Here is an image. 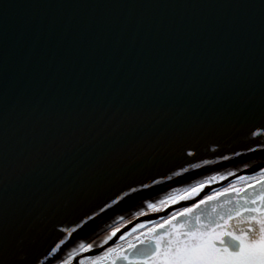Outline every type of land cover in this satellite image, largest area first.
<instances>
[{"label":"water","instance_id":"obj_1","mask_svg":"<svg viewBox=\"0 0 264 264\" xmlns=\"http://www.w3.org/2000/svg\"><path fill=\"white\" fill-rule=\"evenodd\" d=\"M261 5L0 0V230L9 246L39 239L44 222L62 216L41 241L43 248L64 240L52 263L235 158L242 167L157 215L260 171L263 151L247 147H264V136L252 137L244 117L264 89ZM182 136H198L195 157L170 145ZM83 212L78 226L72 221Z\"/></svg>","mask_w":264,"mask_h":264},{"label":"snow or ice","instance_id":"obj_2","mask_svg":"<svg viewBox=\"0 0 264 264\" xmlns=\"http://www.w3.org/2000/svg\"><path fill=\"white\" fill-rule=\"evenodd\" d=\"M260 7L264 12V5ZM3 26L6 25L0 23V27ZM244 122L248 123V132L252 137L264 136V89L260 92L258 102L247 106ZM197 137H177L170 145L177 146L184 156L195 157L199 150ZM247 151H264V147H247ZM0 162L6 168V161ZM204 187L203 184L193 187L187 194L172 198L171 202L176 204L188 200ZM230 193L234 194L231 199L213 204L207 213L201 210V205L219 201ZM125 195L128 193L125 192ZM96 207L104 211L101 204ZM149 207L153 212L160 211L155 205L150 204ZM226 207L227 211H224ZM87 215L88 212H83L72 222L79 226V222ZM61 217L54 215L46 220L39 229L40 238L32 237L27 245L26 237L21 236L15 246L10 247L6 229L0 230V264H51L64 240H60L59 244L53 241L43 248L41 241L49 227L52 232H56L57 225L65 223ZM147 223L151 226L141 231L135 242L128 243L126 252L119 247H109L102 255L81 260L80 264H118L119 261L126 264H264V168L260 169L259 178L254 183L223 188L190 207H183L159 223ZM145 227V223H138L132 232ZM119 231V228L115 229L111 236H116ZM125 235H121L120 240H124ZM91 249L92 245L87 248L81 246V251ZM41 257L44 258L43 262ZM62 264H69V261H62Z\"/></svg>","mask_w":264,"mask_h":264},{"label":"rangeland","instance_id":"obj_3","mask_svg":"<svg viewBox=\"0 0 264 264\" xmlns=\"http://www.w3.org/2000/svg\"><path fill=\"white\" fill-rule=\"evenodd\" d=\"M264 168V167H263ZM259 173H260V171H258V173H254V174H250V175H243V176H239V177H236V178H234V180H232V182H229V183H227V184H225V185H223V186H218V187H216V188H214V189H212L211 191H209L208 193H206L201 199H203L205 196H207V195H211V194H213L214 192H218V191H220L221 189H223V188H227V187H230V186H232V185H235L236 187H241V186H244L245 184H248V183H254L255 182V180L256 179H258L259 178ZM241 177H243V179H241ZM203 185H206V184H203ZM206 188V187H205ZM205 188H203L202 190H200L197 194H195V195H192V196H190V198L188 199V200H183V201H178L176 204H179V203H182V202H187V201H190V200H192V199H194L195 197H198L201 193H202V191L205 189ZM191 189H189V191H190ZM189 191H186V192H184L185 194H187ZM183 193V194H184ZM234 194H232V193H230L228 196H226V197H221L220 198V200L219 201H215V202H209L207 205H201V210H204L205 211V213H207V211H210V209H211V207L213 206V204H215V203H223L225 200H228V199H231L232 198V196H233ZM200 199V200H201ZM199 200V201H200ZM199 201H197V203L199 202ZM168 204H171V205H176V204H172V202H171V200H168V201H166L165 202V204L163 203V204H159V206L157 207V208H159V207H166V208H168V207H170V206H167ZM192 205V204H191ZM191 205H186V206H182V207H180V208H178V209H175V210H173L172 212H170V213H168V214H166V215H160V216H158L157 214H159V213H161V212H163L164 210H162V211H159V212H153L152 211V209L151 208H146L147 210H142L141 212H138L136 215H128V216H126V217H124L123 219H121V220H119V221H117V222H115V223H113V224H111V225H109L108 226V229H106V230H104L103 232L104 233H100L99 234V237L98 236H96L94 239H92L89 243H88V245H95V246H104V245H106L113 237L111 236V233L115 230V229H117V228H119L120 226H122L121 228H119L120 229V231L123 229V228H126V226H128L129 224H131L132 222H135L136 220H139L140 218H142V219H144V218H148V217H151L150 219H144L143 221H139L138 223H145L146 224V227H145V229H144V231H146L147 230V227H149V226H151L149 223H147V222H152V223H159V222H161L162 221V219H164V218H167V216H170V215H172L173 213H175V212H177V211H180L183 207H190ZM232 207H234V205H232ZM224 211H227V207L224 209ZM157 215V216H156ZM153 216H156V217H154V218H152ZM138 223H136L132 228H134V227H136V225L138 224ZM132 228H130L129 230H127L126 232H124L122 235H125V233H127V235L130 233V231H132ZM142 230V229H141ZM140 231V230H139ZM106 232V233H105ZM127 235H125V236H127ZM115 237V236H114ZM119 239H120V237H119ZM119 239L114 243V244H112V245H110V246H108L107 248H109V247H113V248H116L117 246H116V243L119 241ZM107 248H105V249H107ZM104 251V250H103ZM90 252V251H89ZM102 254V251L101 252H99V253H97V254H94V255H91V256H96V255H101ZM86 259V258H85Z\"/></svg>","mask_w":264,"mask_h":264},{"label":"bare ground","instance_id":"obj_4","mask_svg":"<svg viewBox=\"0 0 264 264\" xmlns=\"http://www.w3.org/2000/svg\"><path fill=\"white\" fill-rule=\"evenodd\" d=\"M262 156H264V151H263V155ZM262 156H260V157H262ZM238 158L233 159V161H229V164L228 165H227V163H225V164H223V166L221 165V166L213 169L212 171L208 172L204 176H201L200 178H198L195 181L191 182L190 184H188L190 187L188 185H186V186L178 189L177 191H175V192H173V193H171V194H169V195H167V196H165V197H163V198H161V199H159V200H157V201H155V202H153L151 204L152 205H159V204L165 203L167 200H171L172 198H178L179 195H184L185 194L184 192L189 191V189H192L193 187H198L201 184L208 183L211 178L214 180V179L218 178L217 176H219V175H220V177H222V176L228 174V173H226L227 170H229V173H230V172H232V171H234V170L242 167V166H240L239 163L241 161H245V160L238 159ZM236 165H238L237 168H235ZM255 173H258V171L255 172ZM229 182H231V181H229ZM195 203H197V202H195ZM149 205H147V206H145V207L137 210L136 212H134V213H132L130 215H132V216L133 215H136L138 212H140V211H142V210H144L146 208H149ZM160 208L161 207H159V209ZM106 229H108V226L106 228H104V229H102V230H100V231H98V232H96V233H94V234H92V235L84 238L83 240L75 243L68 250H66L62 255H60L56 260H54L51 264H59V263H62V261H65L70 255H76V254L80 253L81 252V246L82 245L86 248V246L88 245V243L92 239H94L96 236L99 237V234L100 233L101 234L104 233L103 231L106 230ZM86 255H90V254H87L86 253Z\"/></svg>","mask_w":264,"mask_h":264},{"label":"flooded vegetation","instance_id":"obj_5","mask_svg":"<svg viewBox=\"0 0 264 264\" xmlns=\"http://www.w3.org/2000/svg\"><path fill=\"white\" fill-rule=\"evenodd\" d=\"M219 180V179H218ZM207 184H210L209 182L208 183H206V185ZM168 201V200H167ZM163 204V203H162ZM165 204V203H164ZM171 204H168L167 206H170ZM155 206H159V205H155ZM150 208V207H149ZM166 208V207H165ZM164 207L162 208H160V211H162V210H164L165 209ZM145 210H147V209H145ZM141 212V211H140ZM122 226H120L119 228H121ZM141 231H144V229H142V230H138L137 232H135V233H133L132 231H130V233L127 235V236H125V239L124 240H120L119 239V241L116 243V246L117 247H119V248H121V249H123L125 252L127 251V245H128V243L129 242H135L136 241V236H138V235H140V232ZM138 246V245H137ZM88 247V245L86 246V248ZM101 246H95V245H93L92 246V249L90 250V251H92V250H95V249H97V248H100ZM108 249V248H107ZM107 249H104V251H107ZM89 251H81L80 253H78V254H76V255H70L65 261H69V264H80V261L81 260H87V259H90L91 257H93V256H91V255H85L86 253H88ZM102 253H103V251H102ZM92 255H94V254H92ZM102 255V254H101ZM70 257L72 258V259H70ZM86 258V259H85ZM59 264H62V263H59ZM123 264H126V263H123Z\"/></svg>","mask_w":264,"mask_h":264}]
</instances>
